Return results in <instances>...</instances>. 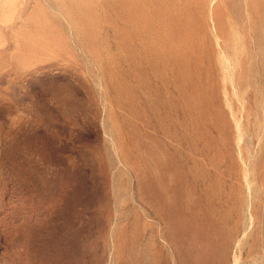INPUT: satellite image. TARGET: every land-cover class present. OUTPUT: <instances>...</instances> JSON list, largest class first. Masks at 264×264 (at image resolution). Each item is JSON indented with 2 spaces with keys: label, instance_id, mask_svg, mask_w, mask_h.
Masks as SVG:
<instances>
[{
  "label": "rangeland",
  "instance_id": "rangeland-1",
  "mask_svg": "<svg viewBox=\"0 0 264 264\" xmlns=\"http://www.w3.org/2000/svg\"><path fill=\"white\" fill-rule=\"evenodd\" d=\"M0 264H264V0H0Z\"/></svg>",
  "mask_w": 264,
  "mask_h": 264
}]
</instances>
